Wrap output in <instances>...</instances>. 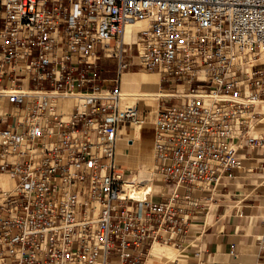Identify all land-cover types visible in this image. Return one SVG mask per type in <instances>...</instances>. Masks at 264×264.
Returning <instances> with one entry per match:
<instances>
[{"label": "built area", "instance_id": "2783aa9c", "mask_svg": "<svg viewBox=\"0 0 264 264\" xmlns=\"http://www.w3.org/2000/svg\"><path fill=\"white\" fill-rule=\"evenodd\" d=\"M260 50L264 0H0V174L13 182L0 184V264H145L154 242L196 247L193 211L241 150L264 148ZM131 69L172 86L154 115L168 190L143 200L116 156L119 131L149 117L122 94Z\"/></svg>", "mask_w": 264, "mask_h": 264}, {"label": "crops", "instance_id": "0c3cea01", "mask_svg": "<svg viewBox=\"0 0 264 264\" xmlns=\"http://www.w3.org/2000/svg\"><path fill=\"white\" fill-rule=\"evenodd\" d=\"M114 74L113 69L107 77ZM260 106L263 116L252 131L255 136L264 133V103ZM133 142L139 143V139ZM241 153L242 168L232 178H224L211 193L215 203L208 211H193L196 222L189 238L198 239L200 256L194 255L196 247L188 246L172 259L148 253L145 264L174 260L175 264H264V149L248 147ZM159 189L157 185L153 193Z\"/></svg>", "mask_w": 264, "mask_h": 264}, {"label": "bare ground", "instance_id": "6f19581e", "mask_svg": "<svg viewBox=\"0 0 264 264\" xmlns=\"http://www.w3.org/2000/svg\"><path fill=\"white\" fill-rule=\"evenodd\" d=\"M148 25V19H139L129 23L123 36L125 41L134 39V32ZM260 60L264 59V50L259 51ZM140 69L139 71H124L121 74V91L125 99L129 103L138 102L140 106H144L151 110L153 118L145 119L137 124L132 130L121 129L117 139L116 156L120 161L122 168L131 169L127 178V190L131 196L138 200L149 199L156 191L157 185L160 187L158 192H166L168 188L153 170V158L155 154V118L157 111V98L159 96H168L169 92L159 89L160 78L159 73H147ZM151 72V71H148ZM148 84H154L155 88L145 87ZM181 86H179V89ZM75 100L71 97L61 100L60 105L66 111H69ZM147 104L151 107H148ZM263 102L260 103L263 104ZM261 112V111H260ZM262 112L261 117L262 118ZM153 124V128L151 126ZM139 139V144L135 145L134 140ZM159 180L156 182V180ZM155 181V182H154ZM0 184L6 188H10L13 184L12 178L4 173L0 174ZM180 250L171 244L154 242L150 249V257L163 256L173 258Z\"/></svg>", "mask_w": 264, "mask_h": 264}, {"label": "rangeland", "instance_id": "374dc122", "mask_svg": "<svg viewBox=\"0 0 264 264\" xmlns=\"http://www.w3.org/2000/svg\"><path fill=\"white\" fill-rule=\"evenodd\" d=\"M101 67H103L104 69H103V71H104V73H103V71H102V76H105V77H107L108 76V72H111V71H113V69H114V61L113 60H111V59H103L101 62ZM132 71H139L138 69H131ZM143 71H145V72H147V73H150V72H148L147 70H143ZM159 86H160V84H159ZM145 87H147V88H150V89H154L155 88V86H154V84H148V85H146ZM172 86L170 85V84H168V83H161V87H159V89H164V90H167L168 91V89H169V91H170V88H171ZM168 97H165L164 99H167ZM171 100H174V99H171ZM146 105L148 106V107H150L148 104H147V102H146ZM142 107H144V106H142ZM146 108V107H145ZM150 109H151V107H150ZM147 110H148V113H149V117L147 118V119H151V118H153V114H152V112H151V110H149L148 108H147ZM136 125H134V126H132L131 128H128V130H132V128H134ZM151 126H152V128H153V124L151 123ZM139 143H135V145H138ZM264 149V148H263ZM118 162V164L120 165V166H122L121 165V163H120V161H117ZM126 170H128L129 172H131L132 173V171H131V169H129V168H125ZM157 181H159L158 179L156 180V182ZM155 182V181H154Z\"/></svg>", "mask_w": 264, "mask_h": 264}]
</instances>
